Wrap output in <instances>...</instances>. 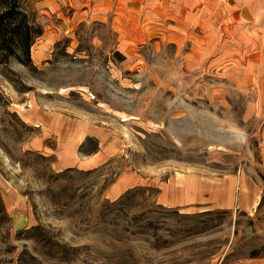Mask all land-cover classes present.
Returning <instances> with one entry per match:
<instances>
[{
  "label": "rangeland",
  "instance_id": "374dc122",
  "mask_svg": "<svg viewBox=\"0 0 264 264\" xmlns=\"http://www.w3.org/2000/svg\"><path fill=\"white\" fill-rule=\"evenodd\" d=\"M21 1L41 34L0 65V264H264V14ZM72 143L102 163L58 169ZM188 176L257 204L163 205Z\"/></svg>",
  "mask_w": 264,
  "mask_h": 264
},
{
  "label": "crops",
  "instance_id": "0c3cea01",
  "mask_svg": "<svg viewBox=\"0 0 264 264\" xmlns=\"http://www.w3.org/2000/svg\"><path fill=\"white\" fill-rule=\"evenodd\" d=\"M222 3V1H221ZM228 12L244 16L245 13L259 12L264 14V0H223ZM253 9H250L249 7ZM78 144L80 141H75ZM74 142V144H76ZM69 144V143H68ZM76 146H78L76 144ZM76 146L70 144L68 148L63 147V156L65 161L58 162V169L78 168L86 169L92 168L102 163V159L97 154H93L87 159L77 154ZM139 184L138 180L129 175L119 178L118 181L112 185L110 193L116 196L123 190L132 185ZM230 183L227 186L217 187L209 186L208 183L196 176H188L181 178H173L171 185L162 187V194H160V201L166 206L178 207H201L200 205H207L210 208L217 207H231L233 204H242L244 208L249 209L257 204L258 194L254 187L239 184L238 180L236 186ZM240 185V186H239ZM241 187V188H240ZM235 195V196H234ZM238 195V197H237ZM241 195V199L240 196Z\"/></svg>",
  "mask_w": 264,
  "mask_h": 264
},
{
  "label": "trees",
  "instance_id": "16d2710c",
  "mask_svg": "<svg viewBox=\"0 0 264 264\" xmlns=\"http://www.w3.org/2000/svg\"><path fill=\"white\" fill-rule=\"evenodd\" d=\"M40 34L21 0H0V65L10 59L30 64V49Z\"/></svg>",
  "mask_w": 264,
  "mask_h": 264
}]
</instances>
